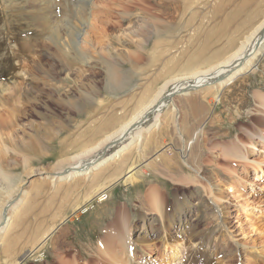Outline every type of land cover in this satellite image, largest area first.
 <instances>
[{
	"label": "rangeland",
	"instance_id": "rangeland-1",
	"mask_svg": "<svg viewBox=\"0 0 264 264\" xmlns=\"http://www.w3.org/2000/svg\"><path fill=\"white\" fill-rule=\"evenodd\" d=\"M90 1L0 0V206L21 199L9 210L0 264H264V56L218 102L209 88L175 95L179 116L167 107L153 128L149 115L136 131L141 144L135 132L71 160L167 80L202 68L203 50L222 49L234 33L223 19L236 3L214 13L223 0H180L175 9L179 0H163L159 16L155 0ZM202 1L193 18L185 12ZM256 5L253 21L264 17V0ZM83 22L91 67L60 48ZM192 140L185 165L180 150ZM118 151L90 177L48 178ZM16 184L23 197L10 194Z\"/></svg>",
	"mask_w": 264,
	"mask_h": 264
},
{
	"label": "bare ground",
	"instance_id": "bare-ground-1",
	"mask_svg": "<svg viewBox=\"0 0 264 264\" xmlns=\"http://www.w3.org/2000/svg\"><path fill=\"white\" fill-rule=\"evenodd\" d=\"M198 1L201 0H196L195 2ZM223 1L224 2L221 3V5H218L219 7L217 6L214 8V13H218L221 10L225 11V8L230 6V4L236 3L234 5V8L233 6H230L228 8L229 11L225 16V19H223L224 24H229L230 26H232L233 29L231 31H234V33H230L231 36H229L228 39L226 36L227 40L222 43V45H225L222 48L223 50L220 49V47L214 50V52H205L203 50L201 53H199L200 58L196 61L197 66H201L202 68H199L190 74L178 75L167 80L159 87L156 94L152 97V99L146 106L133 114L126 122L122 123L114 133L105 136L102 140L97 142L89 149H86L83 153L71 158L72 161L80 160L83 156L90 157L100 149H102V151L108 150L112 147V145H115L114 143L116 142H118L119 144L123 143L127 137H129L132 133H135L139 128L143 127L144 121H147V117H149V115L153 116L157 120V123L153 126V128H157L160 125V118L162 117L161 112L167 107L175 112L177 118L179 116V111L177 110L173 102L175 95H185L186 97L200 91L202 88H209V90L212 89L217 91L215 101H220L222 93L226 88H228V86L232 85L236 80L240 79L239 77L244 75V73L253 69L257 59L260 56H264V17L257 21H253L255 17L253 19L250 18V16H252V14L256 12V4L259 0ZM175 2L174 9L179 8L180 0L178 1V3ZM195 2L186 3V6L185 4H183V7L185 6V12L187 13L189 11V14L192 16V18L195 16L197 10L195 9L196 7L206 5L205 3L208 4V2L203 1V4H201L202 2L195 4ZM132 3L133 2H131L130 5ZM152 3L157 6L158 10L160 9L159 16H161L163 13L162 10L166 6L164 4L165 1L160 0L159 2V0H155V3L153 1ZM91 4L92 0L90 1V5ZM133 4L135 5V3ZM171 7V5L167 6L166 10H169ZM82 15L84 17L86 15V12L84 11ZM51 25L52 23L48 22L45 25V28H50ZM86 27V22L81 23V28H76L74 30V39L71 41V46H69L68 44L69 40L65 38L64 40L67 44H60V48L66 55H68L69 53H73L75 56L80 57L79 61L82 66L91 67V58L83 52V49L80 48L79 43L80 38L86 31ZM244 27L247 29L242 32ZM217 40L218 39H216V41ZM226 48L227 50L225 51ZM9 80L13 81V79L10 78ZM3 93L4 83L0 80L1 105H3L2 101L4 100ZM10 98L15 99L16 96H11ZM258 99L260 98L258 97ZM1 113L2 111L0 110V114ZM144 137L145 136L143 130H139L138 132H136L135 144H141L144 141ZM261 138L264 139V137L262 136ZM193 144L194 141L192 140L188 142L183 149L180 150V158L185 165H188L186 161L189 158L188 153H191V147L193 146ZM128 147H130V143L124 145V150L126 148L128 149ZM252 147L255 148L253 145ZM257 151L258 150L255 149V153L253 154V156L257 155ZM102 153L97 159L91 160L90 163H88L86 166L82 165V163L76 162L72 165L73 167L69 166L68 170L63 169L60 173L48 174L50 176L48 178L53 185H56L59 182H70L80 177H90L93 174V171L99 168L102 163L115 160L121 155L118 151L107 159L102 160L95 168H93L101 159H103L105 153H103V155ZM242 160H244L248 164L254 165V167H256L257 169L262 168V164H258L254 161H249L246 156H243ZM260 173L264 172L261 170ZM1 174L2 173L0 172V178ZM40 174H44V172H41ZM125 177H129V175ZM23 184L24 183H22V185ZM22 185L18 186L16 184L14 186H11L10 194H18L19 192H21L20 195L22 194V192L24 194L25 190H21ZM230 189L231 191L233 190V188ZM10 199L11 195L7 197V202L3 204V206H0V241L11 220V214L9 213V210L15 209V207H17L18 203L21 201V199H19L17 203L13 205V202H11Z\"/></svg>",
	"mask_w": 264,
	"mask_h": 264
},
{
	"label": "water",
	"instance_id": "water-1",
	"mask_svg": "<svg viewBox=\"0 0 264 264\" xmlns=\"http://www.w3.org/2000/svg\"><path fill=\"white\" fill-rule=\"evenodd\" d=\"M118 144V142L115 143V145Z\"/></svg>",
	"mask_w": 264,
	"mask_h": 264
}]
</instances>
